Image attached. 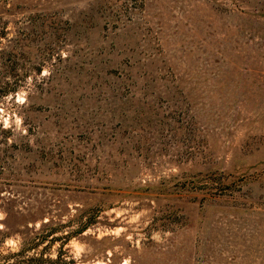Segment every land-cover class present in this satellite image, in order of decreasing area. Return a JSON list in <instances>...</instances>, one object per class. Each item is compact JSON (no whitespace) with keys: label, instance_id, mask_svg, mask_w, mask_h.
<instances>
[{"label":"rangeland","instance_id":"374dc122","mask_svg":"<svg viewBox=\"0 0 264 264\" xmlns=\"http://www.w3.org/2000/svg\"><path fill=\"white\" fill-rule=\"evenodd\" d=\"M0 264H264V0H0Z\"/></svg>","mask_w":264,"mask_h":264}]
</instances>
